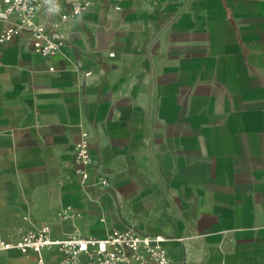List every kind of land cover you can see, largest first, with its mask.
Segmentation results:
<instances>
[{"label": "crops", "instance_id": "0c3cea01", "mask_svg": "<svg viewBox=\"0 0 264 264\" xmlns=\"http://www.w3.org/2000/svg\"><path fill=\"white\" fill-rule=\"evenodd\" d=\"M39 1L58 51L0 43V240L132 227L175 264H264V0ZM84 133L106 187L75 173ZM41 253L0 264H62Z\"/></svg>", "mask_w": 264, "mask_h": 264}, {"label": "built area", "instance_id": "2783aa9c", "mask_svg": "<svg viewBox=\"0 0 264 264\" xmlns=\"http://www.w3.org/2000/svg\"><path fill=\"white\" fill-rule=\"evenodd\" d=\"M39 5V0H0V43L27 31L36 52L42 56L55 54L63 39L49 22H35ZM89 5V0H73L70 10L61 17H77ZM73 153L75 173L83 185L108 186V179L94 166L85 133L75 143ZM50 233L48 224L29 228L21 231L15 242L0 240V248L31 251L37 255L39 263L42 262L41 251L53 246L62 254V264H175L163 244L164 236L140 234L132 227L114 228L100 237L71 232L65 237L53 238ZM81 256H86L87 260L82 261Z\"/></svg>", "mask_w": 264, "mask_h": 264}]
</instances>
